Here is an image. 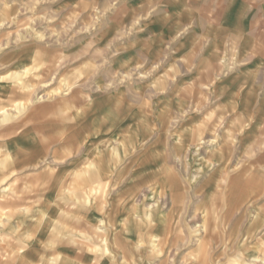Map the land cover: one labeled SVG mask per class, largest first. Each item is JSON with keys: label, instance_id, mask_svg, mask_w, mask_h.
Listing matches in <instances>:
<instances>
[{"label": "clouds", "instance_id": "1", "mask_svg": "<svg viewBox=\"0 0 264 264\" xmlns=\"http://www.w3.org/2000/svg\"><path fill=\"white\" fill-rule=\"evenodd\" d=\"M0 264H264V0H0Z\"/></svg>", "mask_w": 264, "mask_h": 264}]
</instances>
